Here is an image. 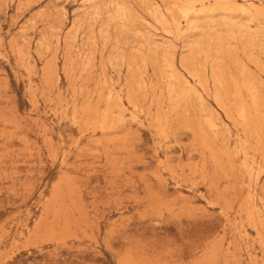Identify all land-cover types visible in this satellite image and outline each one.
Here are the masks:
<instances>
[{"label":"rangeland","instance_id":"obj_1","mask_svg":"<svg viewBox=\"0 0 264 264\" xmlns=\"http://www.w3.org/2000/svg\"><path fill=\"white\" fill-rule=\"evenodd\" d=\"M0 264H264V0H0Z\"/></svg>","mask_w":264,"mask_h":264},{"label":"bare ground","instance_id":"obj_2","mask_svg":"<svg viewBox=\"0 0 264 264\" xmlns=\"http://www.w3.org/2000/svg\"><path fill=\"white\" fill-rule=\"evenodd\" d=\"M242 115V114H241Z\"/></svg>","mask_w":264,"mask_h":264}]
</instances>
